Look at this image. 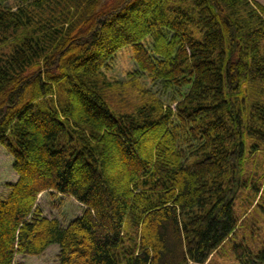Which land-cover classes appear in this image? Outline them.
<instances>
[{"label": "trees", "instance_id": "trees-1", "mask_svg": "<svg viewBox=\"0 0 264 264\" xmlns=\"http://www.w3.org/2000/svg\"><path fill=\"white\" fill-rule=\"evenodd\" d=\"M17 2H0V42L14 40L0 52V145L16 177L0 196V264L52 246L57 264H264L259 220L244 219L264 210V174L247 165L264 157V4ZM127 46L172 103L112 108L104 69ZM45 192L81 212L46 216Z\"/></svg>", "mask_w": 264, "mask_h": 264}, {"label": "rangeland", "instance_id": "rangeland-1", "mask_svg": "<svg viewBox=\"0 0 264 264\" xmlns=\"http://www.w3.org/2000/svg\"><path fill=\"white\" fill-rule=\"evenodd\" d=\"M259 1L264 4V0ZM0 2L4 6L11 8H16L18 5L17 0H0ZM147 41L150 43L151 39L148 38ZM13 45V39L6 44L0 42V52H9V50L13 48ZM107 64L108 66L104 69V75L110 85L107 84L105 94L113 109L132 113L142 104L152 102L154 99L159 98L164 104L172 103L177 91L174 90V88L165 89L161 82L154 81L148 73L142 72L136 63L130 46L119 50L116 56L110 59ZM249 159H251L250 162L247 163L249 171L252 170L255 173L257 172L258 175H263V155L258 154L254 158H250L249 156ZM12 163L13 159L10 153L0 145V196L6 194L7 182L16 178L12 169ZM262 188L263 193L264 185ZM247 197H250L249 191L242 192L237 205L238 211H242L241 207H239L240 202L244 201ZM38 206L43 210L46 216L58 217L64 223H67L72 216L74 217L81 212V207L71 199L49 192H45L39 196ZM256 206L258 205L256 204ZM262 212H264V210L261 208H258V212L255 209L252 210L249 208L247 213L248 216L244 219L250 222L252 221L250 218L253 216L258 218L261 231H263L264 234V215H261ZM57 253L58 248L52 246L39 256L19 255L16 258V264H57ZM209 262H211V259ZM233 262L234 260L230 255L229 258L216 259L215 264H233Z\"/></svg>", "mask_w": 264, "mask_h": 264}]
</instances>
